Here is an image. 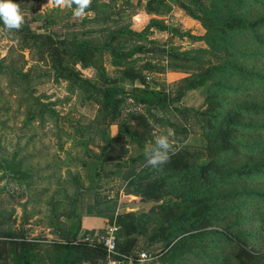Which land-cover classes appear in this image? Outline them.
Returning a JSON list of instances; mask_svg holds the SVG:
<instances>
[{"label": "trees", "instance_id": "trees-1", "mask_svg": "<svg viewBox=\"0 0 264 264\" xmlns=\"http://www.w3.org/2000/svg\"><path fill=\"white\" fill-rule=\"evenodd\" d=\"M25 1L14 0L20 3L23 12L33 2L26 4ZM138 1L153 14L165 7V0ZM177 4L201 24L203 34L191 37L202 41L204 47L167 51L173 60L195 64L183 67L192 71L180 78L176 95L164 88H150L140 71L127 67L129 59L146 48L142 44L126 47V41L119 37L139 39L151 27L164 30V25L153 18L140 32L124 27L110 29L103 43L97 46L75 35L66 37L54 30L35 31L30 24L32 20L24 17L25 23L19 31L10 34L0 31L11 42L7 53L0 58V81L13 94L26 124L56 114L34 94L30 69L24 68V52L31 60L46 63L54 82L66 83L82 99L95 103V118L102 123L118 115L124 96L144 104L148 111L171 109L181 113L184 109L179 100L183 93L204 87L205 106L194 110L204 140L201 151L190 153L184 146L177 147L170 161L158 169L146 166V149L123 163L128 170L122 176V192L131 200L150 203V206L138 213L125 211L112 217L118 226L117 252L134 256L138 252L133 248L135 239L141 237L144 248L160 247L156 253L143 250L154 256L151 264L156 257L163 264H182L197 253L205 255L204 260L209 264H264V250L255 247L264 237V0H177ZM97 7L92 0L87 12L96 14ZM69 13L72 14L71 9ZM77 24L73 21L64 26ZM104 55L112 66H124L121 77L131 82L137 80L142 94L124 90L118 78L104 73ZM87 68L95 70L98 84L82 74L81 70ZM155 68L159 67L152 63L145 67L149 71ZM130 118L133 124L128 125L122 119L121 130L140 148L145 141L149 146L154 143L144 117L132 115ZM169 127L175 135L182 136L174 138L175 143L186 139V128L175 123H169ZM135 163H139L137 168ZM0 169V180L5 181L0 184V192L23 198L24 189L30 184L29 169L13 157L1 159ZM115 204L109 212L114 211ZM90 209L91 206L87 214L91 213ZM79 229L77 223L62 241L50 242L59 247L57 264L96 260L104 264L102 244L96 239H82L103 228L86 229L78 237ZM1 242L3 247L6 245L3 251L6 256L10 255L13 264H34L33 251L49 245L39 238H29L22 228L1 231ZM223 249L230 250L225 257Z\"/></svg>", "mask_w": 264, "mask_h": 264}, {"label": "rangeland", "instance_id": "rangeland-1", "mask_svg": "<svg viewBox=\"0 0 264 264\" xmlns=\"http://www.w3.org/2000/svg\"><path fill=\"white\" fill-rule=\"evenodd\" d=\"M30 2L31 0L25 1L26 4ZM94 2L98 5L96 14L87 12L82 18L70 14L68 8H56L52 0H33L31 8L23 13L26 19L32 20L30 24L35 31L54 30L66 37L75 35L78 39L97 46L103 43L110 29L124 27L140 32L149 19L157 20L164 25V30L151 27L139 39L123 35L119 40L126 41V47L142 44L146 48L144 52L134 54L127 67L140 71L150 88H164L171 95H176L181 85L180 78L192 71L183 67H194L195 64L193 61L184 63L173 60L167 56V51L204 47L202 41L191 37L203 34L201 24L190 17L177 4V0H165V7L158 14L147 12L143 3L138 0ZM105 15L109 16L106 20L103 19ZM73 21L79 24L64 26ZM10 45L6 36L0 33V58L7 53ZM207 57L205 54L204 59ZM24 58V68L30 69L34 94L39 95L40 100L47 103L56 116L24 123L22 109L17 108L13 94L0 81V160L13 157L23 168L29 169L30 176V184L24 189L23 198L16 199L15 196L10 197L5 192H0V232L18 231L22 228L29 238H39L44 241L42 243H49L33 251L34 264H57L59 247L50 242L62 241L61 238L73 231L77 223L80 224L77 233L80 237L88 229L82 226L84 222H91L90 225L97 230L110 224L116 213H138L150 206V203L131 200L125 191L122 192V176L128 170L123 163L148 148L149 143L145 141L142 148L138 147L121 130V120L125 119L128 125H132L133 119L130 116H143L153 140L161 132L170 129L169 123H175L187 129V137L182 143H175L174 138L182 136L174 133L171 138L174 147L184 146L190 153H197L204 147V140L201 124L194 110L205 106V88L183 93L179 100L184 109L181 113L171 109L160 111L152 108L148 111L144 104L130 96H124L118 115L113 120L107 118L102 123L95 118V103L82 99L77 90L67 87L66 83L54 82L46 63L31 60L26 52ZM150 63L159 68L150 71L145 69ZM102 67L107 76L119 79L118 84L124 90L142 94V86L137 80L131 82L121 77L124 66H112L108 56L104 55ZM81 71L98 84L95 70L87 68ZM133 87H137L136 90ZM139 163H135L134 167L137 168ZM4 182L0 180L1 185ZM115 202L114 211L109 212ZM89 206L91 213L87 214ZM135 240L133 248L137 251L156 253L160 248L159 245L144 248L143 238L136 237ZM2 247L1 242L0 252ZM255 247L264 250V237ZM229 251L223 249L224 257ZM211 254L213 252L206 255ZM204 257L202 253H197L195 257H187V261L184 260L182 264H209ZM80 264L103 262L96 260ZM153 264L163 263L156 257Z\"/></svg>", "mask_w": 264, "mask_h": 264}, {"label": "clouds", "instance_id": "clouds-1", "mask_svg": "<svg viewBox=\"0 0 264 264\" xmlns=\"http://www.w3.org/2000/svg\"><path fill=\"white\" fill-rule=\"evenodd\" d=\"M52 3L56 8L71 9L73 16L82 18L90 9L92 0H52ZM0 23L3 25L0 31L6 34L19 31L25 23L20 3L14 0H0ZM173 136V130L168 129L155 137L154 143L150 144L144 152L146 166L158 169L170 161L171 155L176 151L171 139ZM151 259L147 253H141L139 264H151Z\"/></svg>", "mask_w": 264, "mask_h": 264}, {"label": "built area", "instance_id": "built-area-1", "mask_svg": "<svg viewBox=\"0 0 264 264\" xmlns=\"http://www.w3.org/2000/svg\"><path fill=\"white\" fill-rule=\"evenodd\" d=\"M118 226L112 221L110 224L103 227L102 231L99 233H94L92 237L99 241L104 250V264H139L141 253H147L152 259L154 258L147 251H138L134 256L131 255H123L117 252L116 249V231ZM84 240L90 239L93 240L91 237H83ZM151 259V260H152Z\"/></svg>", "mask_w": 264, "mask_h": 264}, {"label": "crops", "instance_id": "crops-1", "mask_svg": "<svg viewBox=\"0 0 264 264\" xmlns=\"http://www.w3.org/2000/svg\"><path fill=\"white\" fill-rule=\"evenodd\" d=\"M87 224V225H85ZM91 222H84L83 227H87L88 229L93 228L91 225ZM6 245L2 247V251L0 252V264H13L12 259L10 258V255L6 256V253L3 251Z\"/></svg>", "mask_w": 264, "mask_h": 264}]
</instances>
